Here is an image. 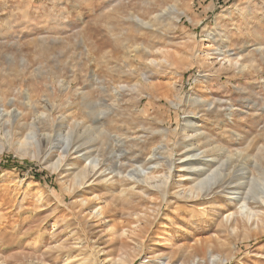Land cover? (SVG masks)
Segmentation results:
<instances>
[{
    "label": "rangeland",
    "instance_id": "obj_1",
    "mask_svg": "<svg viewBox=\"0 0 264 264\" xmlns=\"http://www.w3.org/2000/svg\"><path fill=\"white\" fill-rule=\"evenodd\" d=\"M66 138L105 179L76 180L74 153L52 166ZM192 142L224 171L196 201L177 195ZM257 162L264 0H0V264H264L262 202L233 217Z\"/></svg>",
    "mask_w": 264,
    "mask_h": 264
},
{
    "label": "bare ground",
    "instance_id": "obj_2",
    "mask_svg": "<svg viewBox=\"0 0 264 264\" xmlns=\"http://www.w3.org/2000/svg\"><path fill=\"white\" fill-rule=\"evenodd\" d=\"M173 10L177 11L175 9V7L172 8ZM142 85V84H141ZM144 85V84H143ZM140 87V86H139ZM173 95V94H172ZM179 96V95H178ZM166 97V96H165ZM179 98V97H178ZM193 98V97H192ZM198 98V97H197ZM168 99V98H167ZM174 99V97H173ZM199 100V99H198ZM190 101H194L193 99H190ZM202 101V100H201ZM180 102V101H179ZM195 102V101H194ZM200 102V101H199ZM91 103V102H90ZM182 103V102H181ZM192 103V102H191ZM190 103V104H191ZM97 104V103H96ZM175 104V103H174ZM201 104V103H200ZM203 104V103H202ZM207 105V104H206ZM205 105V106H206ZM32 106V105H31ZM97 106V105H96ZM99 106V105H98ZM90 107V106H89ZM98 109V108H97ZM22 110V109H21ZM17 111V110H16ZM15 110L13 113H17ZM31 112V111H30ZM10 113V112H9ZM21 112L18 111L17 113V116L20 115L21 116ZM9 115V114H8ZM10 116V115H9ZM20 116L16 117V120H18V118H21ZM96 116V115H95ZM36 117V115H35ZM93 117V116H92ZM24 119V118H23ZM41 119V118H40ZM39 119V120H40ZM96 120V119H94ZM35 122V121H34ZM98 123V122H97ZM20 124V123H19ZM199 125V122H198V119L197 117H193L191 120H188V123H187V130L190 131L191 133V136L190 138L192 140H196L198 139L199 137H204L203 134L200 132V129L197 128V126ZM23 126H26V128H29V131H30V134L28 137L30 140H32L34 142V146H38L40 147V140L38 141V126L37 124L35 123H32L30 125H23ZM96 129V128H95ZM101 135V133L99 134ZM163 136V135H162ZM189 136V135H188ZM187 137V136H186ZM27 141V140H25ZM117 142V141H116ZM198 142V141H197ZM58 144V142H57ZM59 144H61V146L58 148V152L60 153L59 154V157L57 159V161L52 165L54 166V168L57 170V169H61L62 166H61V162L63 159H66L67 157H70L71 156V153H74L73 155H77L74 159L75 160H83V162H85L86 166L83 170L79 171L76 175H75V179L76 180H88L89 178H94L96 177V179H105L104 177V174L106 172L103 171V164L101 163V161L99 160L98 157H94L92 156V154H90L89 152L87 153H84V150L82 151L80 146H76L74 145L71 140L69 138H66L65 140H63V142H60ZM178 144V143H177ZM197 144V143H196ZM201 145H203L202 143H200ZM28 144H25V142L21 143V146L23 148V150L25 149V147H27ZM185 148H191V151L190 153H186V160L183 161V164L182 165V169H184L185 172H187L184 176L186 177H189L190 180H191V183H193L191 186H190V189L189 190H184L182 193L180 192L179 194H177L178 196H184L185 198L187 199H193L194 201L196 200H199V199H202V198H207L209 197L210 193L216 189V186H219L218 185V181L223 177V172H221V170H216V171H212V172H206L208 170H210V168H208L206 170V166L204 165V163H209L211 162L210 160H207V156L205 157L204 156V153H198V149L196 150V145H195V142H192L189 144V147L188 146H185ZM195 148V149H194ZM198 148V147H197ZM214 148V147H213ZM216 148V147H215ZM81 150V151H80ZM189 150V149H188ZM53 151V150H52ZM209 151V150H208ZM211 151V150H210ZM218 151V150H217ZM259 151V150H258ZM25 152H29L27 149L25 150ZM214 153V152H213ZM225 153V152H224ZM262 153V152H261ZM83 154V155H82ZM263 154V153H262ZM221 156V155H220ZM223 156V155H222ZM247 156V155H246ZM261 156V155H260ZM209 157V156H208ZM211 157V156H210ZM213 157V156H212ZM211 157V158H212ZM259 157V156H258ZM262 157V156H261ZM255 158V157H254ZM73 159V160H74ZM224 162V161H223ZM231 162V161H230ZM241 162V161H240ZM213 163V162H212ZM239 163V162H238ZM120 164V162H119ZM210 164V163H209ZM208 164V165H209ZM167 165L169 167V174L168 176L166 177L165 181L163 182V184H165L164 186L165 187H168L169 184H170V180L172 181L171 179V175L173 174V171L176 168L175 166V163L172 162L169 158H168V161H167ZM118 166V165H117ZM120 166V165H119ZM242 166H244L242 164ZM222 167V166H221ZM255 167L254 170H257V169H261L260 171L263 172V176L264 177V167L262 168V166L260 165V163L257 162V164H255ZM115 169V168H114ZM148 171L147 172H141L140 176H148L149 174H151L154 170H156V166L153 167V168H150V169H147ZM71 171L70 169L67 170V172ZM243 171V170H242ZM245 171V170H244ZM114 172V171H112ZM239 172V171H237ZM110 173V172H109ZM246 173V172H245ZM108 174V173H107ZM242 174V173H241ZM240 174V175H241ZM89 176V178H88ZM183 176V175H182ZM130 177H135L133 174L130 176ZM113 178V177H112ZM150 178V177H149ZM246 178H249V177H246ZM237 179V178H236ZM263 179V178H262ZM189 180V181H190ZM235 180V179H234ZM254 180V179H252ZM229 181V180H228ZM250 181V180H249ZM160 182V181H159ZM233 182V181H232ZM251 182H254V181H251ZM261 186H264V179L259 181ZM259 182H255L254 186H250V190L249 192L246 194L247 196L246 197H242L241 199H238V198H233L232 201H237V205L240 204L239 208H237V213L233 215V217H237L239 216L242 220H245L247 224H255L256 223H259L261 221V218H260V215H261V212H256V211H253L252 209H250L248 207V202L249 200H257L258 199L262 202L261 204H263L264 206V192L261 191L260 189H258L260 187L259 185ZM225 183V182H223ZM244 184V183H243ZM159 186V184H157ZM232 185V184H231ZM246 185V184H245ZM157 186V187H158ZM163 186V187H164ZM180 186V185H179ZM238 187V186H236ZM264 188V187H263ZM221 190V189H220ZM223 191V190H222ZM232 192V191H231ZM220 193V192H219ZM225 193V191H224ZM218 194V193H217ZM214 195V194H213ZM224 195V194H223ZM227 195L230 196V193ZM242 196V195H241ZM240 197V196H239ZM169 198V197H168ZM177 198V197H176ZM206 200V199H205ZM203 201V200H202ZM251 203V202H250ZM258 204V203H257ZM97 214V213H96ZM230 218V217H229ZM229 218H227V222L229 224ZM260 220V221H259ZM236 221V220H235ZM244 221V222H245ZM242 222V221H241ZM225 224V222H224ZM258 225V224H257ZM261 225V224H260ZM239 230L238 228V221L237 223H235L234 225V232H237ZM233 232V231H231ZM233 232V234H234ZM235 235V234H234ZM214 247V246H213ZM223 262V261H222Z\"/></svg>",
    "mask_w": 264,
    "mask_h": 264
},
{
    "label": "trees",
    "instance_id": "obj_3",
    "mask_svg": "<svg viewBox=\"0 0 264 264\" xmlns=\"http://www.w3.org/2000/svg\"><path fill=\"white\" fill-rule=\"evenodd\" d=\"M8 167V166H7Z\"/></svg>",
    "mask_w": 264,
    "mask_h": 264
}]
</instances>
